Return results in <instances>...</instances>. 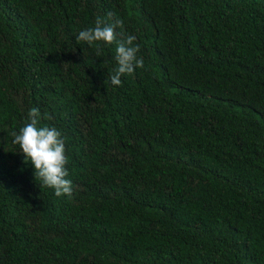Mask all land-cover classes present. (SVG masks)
<instances>
[{
    "label": "trees",
    "instance_id": "1",
    "mask_svg": "<svg viewBox=\"0 0 264 264\" xmlns=\"http://www.w3.org/2000/svg\"><path fill=\"white\" fill-rule=\"evenodd\" d=\"M109 12L122 86L75 39ZM32 107L72 196L12 143ZM0 264H264V0H0Z\"/></svg>",
    "mask_w": 264,
    "mask_h": 264
},
{
    "label": "clouds",
    "instance_id": "2",
    "mask_svg": "<svg viewBox=\"0 0 264 264\" xmlns=\"http://www.w3.org/2000/svg\"><path fill=\"white\" fill-rule=\"evenodd\" d=\"M76 42L96 46L97 56L101 54V42L115 45V59L118 63L110 75L113 86H122V76L132 75L137 68H144V60L138 55L140 45L135 43L136 36L126 34L124 21L114 13L107 14V21L97 17L95 27L79 31ZM44 119L52 117L44 114ZM41 110L29 109L24 126L11 132L12 143L19 145L25 163L34 166L35 180H40L44 187L53 188L56 196H72L73 182L69 179L66 137L55 126H41Z\"/></svg>",
    "mask_w": 264,
    "mask_h": 264
}]
</instances>
